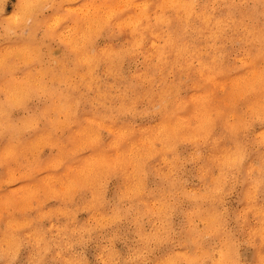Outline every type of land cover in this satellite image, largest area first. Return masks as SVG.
<instances>
[{
  "label": "clouds",
  "instance_id": "clouds-1",
  "mask_svg": "<svg viewBox=\"0 0 264 264\" xmlns=\"http://www.w3.org/2000/svg\"><path fill=\"white\" fill-rule=\"evenodd\" d=\"M0 264H264V0H0Z\"/></svg>",
  "mask_w": 264,
  "mask_h": 264
}]
</instances>
